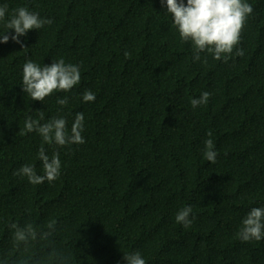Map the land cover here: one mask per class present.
<instances>
[{
  "label": "trees",
  "instance_id": "1",
  "mask_svg": "<svg viewBox=\"0 0 264 264\" xmlns=\"http://www.w3.org/2000/svg\"><path fill=\"white\" fill-rule=\"evenodd\" d=\"M243 2L253 7L236 46L245 54L234 48L224 62L194 60L161 0H0V34L19 7L53 20L20 37L27 49L0 43V264H126L135 251L146 264H264V239L237 237L264 207V0ZM60 58L80 66V83L32 100L24 63ZM205 91L208 103L193 108ZM77 112L83 144L25 130L30 115L57 117L70 134ZM209 138L215 164L204 158ZM41 146L59 152L61 174L33 185L14 172L29 164L43 175ZM189 205L185 228L175 217ZM12 223L33 224L36 238L17 241Z\"/></svg>",
  "mask_w": 264,
  "mask_h": 264
},
{
  "label": "clouds",
  "instance_id": "2",
  "mask_svg": "<svg viewBox=\"0 0 264 264\" xmlns=\"http://www.w3.org/2000/svg\"><path fill=\"white\" fill-rule=\"evenodd\" d=\"M166 4L167 13L171 14L179 36L184 42H191L194 51V60L201 59V53H210L216 60L227 62L235 50V55L242 57L243 48H236L241 40V32L246 20L253 13V7L243 0H161V5ZM8 12L7 4L0 5V20H5ZM51 18H42L38 12L30 11L27 7H19L14 10L10 18L5 22L4 33L0 34V43H8L9 40L20 44L22 50L27 49L20 37L26 36L30 30H39L45 25H51ZM9 30H14V34ZM124 55L130 57L131 53L125 51ZM204 62H207L205 57ZM81 80L79 65L66 63L63 58L52 60L51 64L41 65L28 59L23 65L22 90L32 100L41 101L50 94L63 91L68 92ZM211 93L205 91L199 98L191 99L193 108L208 103ZM95 93L85 90L82 95L84 102H94ZM57 103L65 106L68 97L58 98ZM43 119V113L40 114ZM27 132H37L46 143H55L58 146L68 144H83L85 139L84 114L77 112L69 134L65 118L53 117L46 123L41 124L32 116L25 120ZM211 137L212 133L209 132ZM214 142L211 138L205 141L204 158L216 163L218 153L214 150ZM38 158L42 162L43 175H38L34 166L25 164L14 172V175L27 177L33 185L42 184L45 181H55L61 174V160L59 152H54L51 157L46 154L43 146L39 149ZM192 207L181 208L175 217L177 223L185 228L192 225L194 217L191 216ZM55 221L47 225L49 229L54 228ZM14 229V236L17 241L27 242L35 239L37 229L31 223L23 227L16 223L10 225ZM43 235H47L44 233ZM237 237L245 242L260 241L264 239V207H253L242 221ZM126 264H146L145 259L139 251L124 253Z\"/></svg>",
  "mask_w": 264,
  "mask_h": 264
}]
</instances>
